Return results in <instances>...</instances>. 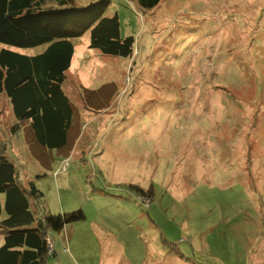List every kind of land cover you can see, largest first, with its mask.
I'll return each mask as SVG.
<instances>
[{"label":"rangeland","instance_id":"rangeland-1","mask_svg":"<svg viewBox=\"0 0 264 264\" xmlns=\"http://www.w3.org/2000/svg\"><path fill=\"white\" fill-rule=\"evenodd\" d=\"M72 1L52 9L99 0ZM109 1L105 16L117 13L121 34L134 36L133 56L89 51L87 34L74 41L87 49L76 55L65 86L81 110L82 132L68 154L36 152L23 123L12 134L3 95L1 152L42 192L40 216L86 209L90 220L99 210L116 216L124 197L128 208L119 215L144 217L117 234L133 261L144 249L154 264H264V0H163L146 11L136 0ZM112 82L119 92L106 98L107 107L87 111L83 87ZM115 166L126 169L125 184L115 180ZM130 184L151 190L147 208ZM89 224L50 230L56 255L46 264H99ZM158 236L171 244L129 243Z\"/></svg>","mask_w":264,"mask_h":264},{"label":"trees","instance_id":"trees-1","mask_svg":"<svg viewBox=\"0 0 264 264\" xmlns=\"http://www.w3.org/2000/svg\"><path fill=\"white\" fill-rule=\"evenodd\" d=\"M162 1L136 0L144 11L156 8ZM71 3L72 0H0V95L12 107V134L22 130L16 125L25 124L23 129L31 136L36 152L43 149L44 155L57 151L66 156L82 133L81 110L74 96L69 97L65 90L74 41L88 34V49L122 59L133 56L136 42L134 36L121 34L117 13L105 16L109 0L62 11L52 9L53 5ZM41 45L47 47L38 54L21 53ZM83 90L87 111L95 113L107 107L106 98L119 92L116 82ZM11 159L0 148V264H44L49 257L48 232L81 221L84 214L79 210L70 215L40 216L37 206L42 192L32 181L20 178ZM128 186L140 195L138 200H152L151 190Z\"/></svg>","mask_w":264,"mask_h":264},{"label":"crops","instance_id":"crops-1","mask_svg":"<svg viewBox=\"0 0 264 264\" xmlns=\"http://www.w3.org/2000/svg\"><path fill=\"white\" fill-rule=\"evenodd\" d=\"M87 36H88V38H86V40H85V42H83V44L86 43L87 44L86 46L88 47L89 35L87 34ZM83 44H80L81 46H79V48H76V45L74 44V54H73V57L71 60L69 70L71 69V67L73 69L75 64L77 65V60H76L77 56L76 55L81 54L83 51L85 53V50L87 48H85V46ZM80 47H82V48L80 49ZM79 49L81 51H78L79 53H77V50H79ZM87 50L91 51L90 49H87ZM81 55H83V53ZM83 78H84V76L81 75L82 81L84 80ZM86 87L89 88L88 86H86ZM114 168L116 170L115 171L116 176L118 177L115 180L119 179V182H124V184H125L127 181H126V178H125V175L123 174V172H125L126 169H121L118 166H115ZM141 190L147 191L145 189H141ZM116 197H117V199L120 198L118 196H116ZM122 197H123V195H122ZM123 198H120L121 203L117 202L116 208H118L119 210H118V215H116V216L112 215L111 213H108L109 210H99V211H97V213L95 215L90 214L92 218L94 217V219L90 220V219H88V214L90 212V209L84 210L86 214L82 211L84 214L83 220H85L88 224L90 222L89 225H91L93 233L96 234V236L98 237V240H99V247H100L101 253H102V255L100 256L99 264H135V263H139V264L153 263L154 264V262H152L150 260L152 253L149 250H144L142 248L143 254L138 255L139 259H138V261L135 260L136 262L133 261L130 258V256L124 251L125 250L124 242L119 240L117 234H120V233L126 234L125 233L126 230H128V229L131 230V227L134 226V224H132V220H135L137 223V221H139L140 219H142L144 217L136 216L134 219H132V217L130 216L129 221H128V219L127 220L125 219L126 218L125 216H120L119 214L121 212H124L128 208V205L126 204V202L124 201ZM143 208H147V207H143ZM93 209H94V207H93ZM145 219H147V218H145ZM145 223L147 224V223H149V221L145 220ZM119 227H122V229H120V231H118ZM124 239L125 238H123L122 240H124ZM166 240H167L166 238H163L162 236H158L155 238H139V239H135L133 241L129 240V243L134 244L135 242L139 241L142 243V245H146V246H149V248H152L151 245H153L154 241L157 242L159 246L162 242L164 244L170 245L171 244L170 241L167 240L169 242L168 243ZM48 242H49L51 249H54V245L51 242L50 238H48ZM107 245H110L109 253L105 252V247ZM114 249L117 250L116 253H114ZM135 252H140V251L136 249ZM65 254H67V251H64V255ZM55 255H56L55 251L52 250V256H55ZM52 256H49V257H52ZM48 258L46 259L44 264H46ZM70 262L73 263L74 262L73 259H71Z\"/></svg>","mask_w":264,"mask_h":264},{"label":"built area","instance_id":"built-area-1","mask_svg":"<svg viewBox=\"0 0 264 264\" xmlns=\"http://www.w3.org/2000/svg\"><path fill=\"white\" fill-rule=\"evenodd\" d=\"M139 202L142 203L141 205H143L144 207H147L149 205V203H150L149 200L144 199V198L140 199ZM48 254H49V256L52 255V249H51L50 245H49V248H48Z\"/></svg>","mask_w":264,"mask_h":264}]
</instances>
